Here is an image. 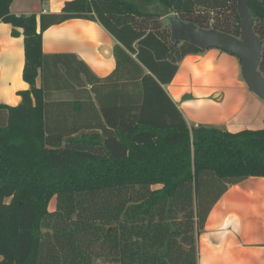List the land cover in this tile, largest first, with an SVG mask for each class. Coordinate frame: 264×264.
I'll use <instances>...</instances> for the list:
<instances>
[{"label": "trees", "instance_id": "16d2710c", "mask_svg": "<svg viewBox=\"0 0 264 264\" xmlns=\"http://www.w3.org/2000/svg\"><path fill=\"white\" fill-rule=\"evenodd\" d=\"M12 1L0 0V23L23 33L29 89L17 106L0 105V264H197V235L212 207L230 187L264 178V128L187 126L163 86L186 55L203 51L172 43L161 18L239 38L236 0H72L39 17L11 14ZM247 6L259 19L264 77V0ZM78 18L98 21L119 43L107 79L123 66L127 85L121 99L115 88L113 119L104 112V121L80 127L51 117L48 86H35L40 75L48 85L89 79L82 62L73 68L74 56L41 51L46 29Z\"/></svg>", "mask_w": 264, "mask_h": 264}, {"label": "crops", "instance_id": "0c3cea01", "mask_svg": "<svg viewBox=\"0 0 264 264\" xmlns=\"http://www.w3.org/2000/svg\"><path fill=\"white\" fill-rule=\"evenodd\" d=\"M67 1L72 0H13L9 11L16 16L59 14ZM11 32L9 24L0 23V105L7 107L17 106L18 93L29 89L22 80L23 33L20 29H16L18 35ZM116 44L98 21L68 20L43 32L41 51L45 55H72L77 61L73 68L82 70V62L90 71L87 80L82 73L79 79L73 74L56 85H48V80L44 83L41 75L36 79L37 88L48 86L47 102L55 109L51 117L61 121L71 117L80 122L79 127L83 121H104L106 115L113 119L115 88L119 86L121 99V86L125 87L123 97L127 86L123 66L118 77L107 79L116 69ZM177 65L163 89L187 126H213L229 133L264 128V101L248 90L234 56L211 48L186 55ZM5 122L6 112L0 109V124ZM204 226L196 239L197 264H264V178H249L227 189Z\"/></svg>", "mask_w": 264, "mask_h": 264}, {"label": "water", "instance_id": "95a60500", "mask_svg": "<svg viewBox=\"0 0 264 264\" xmlns=\"http://www.w3.org/2000/svg\"><path fill=\"white\" fill-rule=\"evenodd\" d=\"M247 3L248 0H236L239 38L214 29H200L192 23L180 21L174 14L162 12V17L170 29L172 43H188L203 52L214 48L236 57L242 81L257 99L264 101V77L259 71L263 46L254 32L259 19L253 18Z\"/></svg>", "mask_w": 264, "mask_h": 264}, {"label": "rangeland", "instance_id": "374dc122", "mask_svg": "<svg viewBox=\"0 0 264 264\" xmlns=\"http://www.w3.org/2000/svg\"><path fill=\"white\" fill-rule=\"evenodd\" d=\"M210 16L212 17V16H215V15L211 14ZM54 206H55V199L51 200V202L49 204V207H48L49 211H53L54 210Z\"/></svg>", "mask_w": 264, "mask_h": 264}, {"label": "built area", "instance_id": "2783aa9c", "mask_svg": "<svg viewBox=\"0 0 264 264\" xmlns=\"http://www.w3.org/2000/svg\"><path fill=\"white\" fill-rule=\"evenodd\" d=\"M43 13H45V10H42Z\"/></svg>", "mask_w": 264, "mask_h": 264}]
</instances>
